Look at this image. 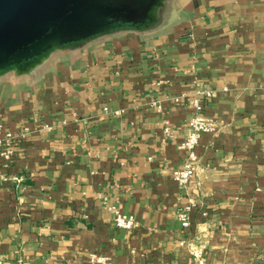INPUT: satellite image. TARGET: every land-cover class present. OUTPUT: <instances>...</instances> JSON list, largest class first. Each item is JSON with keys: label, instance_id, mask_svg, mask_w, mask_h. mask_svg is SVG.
Instances as JSON below:
<instances>
[{"label": "crops", "instance_id": "0c3cea01", "mask_svg": "<svg viewBox=\"0 0 264 264\" xmlns=\"http://www.w3.org/2000/svg\"><path fill=\"white\" fill-rule=\"evenodd\" d=\"M197 82L220 127L183 187ZM0 124L18 135L0 159L4 264H194L195 245L209 264H264V0H168L151 31L59 50L0 78ZM113 204L137 225L117 227Z\"/></svg>", "mask_w": 264, "mask_h": 264}, {"label": "water", "instance_id": "95a60500", "mask_svg": "<svg viewBox=\"0 0 264 264\" xmlns=\"http://www.w3.org/2000/svg\"><path fill=\"white\" fill-rule=\"evenodd\" d=\"M168 0H0V78L27 76L59 50L151 31Z\"/></svg>", "mask_w": 264, "mask_h": 264}, {"label": "built area", "instance_id": "2783aa9c", "mask_svg": "<svg viewBox=\"0 0 264 264\" xmlns=\"http://www.w3.org/2000/svg\"><path fill=\"white\" fill-rule=\"evenodd\" d=\"M197 89L191 98V103L195 109V113L189 120V130L180 143V148L185 151V158L182 165L173 172L174 179L180 186H187L190 180L196 175L199 162V153L197 146L204 133H215L219 130V122L214 117L207 115L205 109V98L212 96L209 89L203 87L197 82ZM177 100L180 97L176 98ZM164 131L170 135L172 130L169 121H166ZM18 135L15 131L5 128L0 124V159L5 162L13 160L15 155V143ZM196 206V201L191 199L186 205L178 211V218L184 228L190 226L192 209ZM114 215V223L117 227L132 229L137 225L135 216L131 213L122 211L117 205L109 206ZM194 264H209L204 256L203 247L195 245L191 249ZM88 260L93 264H115L110 256L91 252ZM0 264H4V258L0 253Z\"/></svg>", "mask_w": 264, "mask_h": 264}, {"label": "bare ground", "instance_id": "6f19581e", "mask_svg": "<svg viewBox=\"0 0 264 264\" xmlns=\"http://www.w3.org/2000/svg\"><path fill=\"white\" fill-rule=\"evenodd\" d=\"M14 81V80H13Z\"/></svg>", "mask_w": 264, "mask_h": 264}]
</instances>
